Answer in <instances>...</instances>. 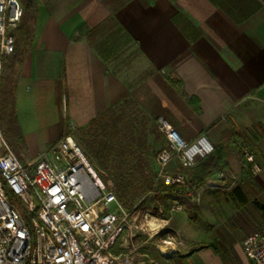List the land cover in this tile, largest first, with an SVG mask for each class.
<instances>
[{
  "label": "crops",
  "instance_id": "0c3cea01",
  "mask_svg": "<svg viewBox=\"0 0 264 264\" xmlns=\"http://www.w3.org/2000/svg\"><path fill=\"white\" fill-rule=\"evenodd\" d=\"M259 1L262 7L238 22L213 0H46L37 9L32 40L14 64L12 90L18 101L50 97L60 110L66 101L79 125L133 96L183 138L204 134L214 146L223 145L226 170L248 175L254 199L264 204V0ZM108 17L139 49L144 75L134 84L101 54L94 40L101 32L88 39ZM174 73L185 93L198 99L199 111L171 82ZM59 117L61 129L65 121ZM24 140L30 156L24 162L34 163L30 159L43 149L27 133ZM244 142L262 167L256 174L246 168ZM236 187L246 192L242 184ZM191 206L167 217L168 238L160 249H169L165 256L179 257V264H221L220 253L209 246L208 225L193 216ZM136 241L138 248L145 245ZM125 255L134 258L130 250Z\"/></svg>",
  "mask_w": 264,
  "mask_h": 264
},
{
  "label": "built area",
  "instance_id": "2783aa9c",
  "mask_svg": "<svg viewBox=\"0 0 264 264\" xmlns=\"http://www.w3.org/2000/svg\"><path fill=\"white\" fill-rule=\"evenodd\" d=\"M22 14L20 0H0V86ZM159 129L167 144L155 156L157 180L173 198L168 208L157 202L139 213L124 207L114 182L94 169L70 134L27 163L9 146L0 122V264H134L112 248L119 241L130 251L138 249V234L151 238L167 226L166 211H182L184 200L199 203L183 170L207 156L209 144L214 148L204 134L185 139L165 120L159 121ZM244 144L246 168L256 174L262 167ZM217 176L225 180L228 173L221 170ZM236 182L215 187L231 189ZM243 249L252 263L264 264V227L244 237Z\"/></svg>",
  "mask_w": 264,
  "mask_h": 264
},
{
  "label": "rangeland",
  "instance_id": "374dc122",
  "mask_svg": "<svg viewBox=\"0 0 264 264\" xmlns=\"http://www.w3.org/2000/svg\"><path fill=\"white\" fill-rule=\"evenodd\" d=\"M44 1L46 0H40L36 8H27L24 1L20 0L23 14L13 30L16 37L15 51L3 68L0 122L9 146L23 162L26 161L27 157H30L24 140L27 133L35 147L43 149L36 158L30 159L36 162L64 135L70 134L81 146L94 169L114 182L117 196L125 208L142 213L146 208L154 207L157 202L168 208L173 198L172 194L168 190L164 191L162 199L156 200L152 192L154 187L162 185L161 181L157 180L159 167L155 156L166 146V137L159 129V120L151 117L133 96L115 104L107 115L97 116L85 125H79L69 117L66 101L60 110L50 97L16 100L12 90L13 81L9 80L18 74L19 64L17 63V67L14 64L16 65L32 40L36 12ZM105 31L107 30L103 31L102 36H95V42L111 57L114 69L120 71L121 75L128 77L130 83L134 84L135 80L144 75L138 47L132 41L121 37L123 32L118 29L119 32L113 31L110 34ZM60 115L65 123L58 129ZM50 139L52 142L47 145ZM246 145L254 151L249 144ZM243 147L242 157L246 161ZM198 163L183 170L188 182L191 180L193 167ZM173 164L176 165V161ZM219 172L206 177L205 184L200 190H193L194 195L200 196L199 203H188L183 198L185 208L192 205L193 216L208 225L211 237L209 246L220 253L221 264H254L244 252L243 240L248 233L264 227V220L259 210L252 204L255 195L249 185V176L246 178L241 172L226 170L228 176L221 180L217 176ZM209 180L211 182H208ZM233 180L237 182L231 189L215 187L221 184L229 185ZM209 183L214 187H208ZM240 184L244 186L248 195L249 201L246 204H240L233 196V190ZM171 215L166 211L164 217ZM166 227L151 238L148 233L136 236L138 240L145 241V245L131 251L134 264H179V257L170 260L165 256L170 253L169 249L163 248L166 251L160 249V245H166L164 240L168 238L169 229ZM150 232L153 233V230ZM129 250L128 247H119V241L112 248L114 253L117 252L116 254L119 253L121 256L127 254ZM160 251L164 255H161Z\"/></svg>",
  "mask_w": 264,
  "mask_h": 264
},
{
  "label": "trees",
  "instance_id": "16d2710c",
  "mask_svg": "<svg viewBox=\"0 0 264 264\" xmlns=\"http://www.w3.org/2000/svg\"><path fill=\"white\" fill-rule=\"evenodd\" d=\"M27 8H36L39 4L40 0H23ZM217 5H219L224 11H226L231 17H233L236 21L240 22L254 14L257 10L262 7V4L259 0H213ZM117 26V27H116ZM117 29L121 32L122 28L117 23V21L113 17H108L101 24L94 27L88 34V39L90 40L96 33L103 34L104 30H107L108 34L113 31H117ZM117 31V32H119ZM121 37H124L127 41H132V39L122 33ZM16 38V37H15ZM79 38V37H78ZM105 51L101 50V54L104 55ZM11 56H8L4 60L5 63L10 59ZM109 57V56H105ZM4 68V66H3ZM116 71V70H115ZM171 82L184 94L187 96L188 100L195 106V108L199 111V101L196 97L188 96L183 87L181 86V81L179 77L174 73L171 75ZM112 110V107L107 111L99 115L100 117L103 115H107ZM229 167V161L227 159V154L225 147L223 145L214 146L213 150L205 156L200 162L193 167V172L191 176V180L189 181L190 186L193 190H200L205 184V178L209 175L224 170ZM169 191L168 187L164 184L161 187H154L152 192L156 200L162 199V193L164 191ZM233 196L235 200H239L241 204H246L249 199L246 192L241 187H236L233 190ZM252 204L255 208L259 210L261 215L264 217V204L260 203L257 199H253Z\"/></svg>",
  "mask_w": 264,
  "mask_h": 264
},
{
  "label": "clouds",
  "instance_id": "9594fccd",
  "mask_svg": "<svg viewBox=\"0 0 264 264\" xmlns=\"http://www.w3.org/2000/svg\"><path fill=\"white\" fill-rule=\"evenodd\" d=\"M208 151H209V152H211V151H212V147H211V145H210V144L208 145ZM162 251H166V249H162Z\"/></svg>",
  "mask_w": 264,
  "mask_h": 264
},
{
  "label": "bare ground",
  "instance_id": "6f19581e",
  "mask_svg": "<svg viewBox=\"0 0 264 264\" xmlns=\"http://www.w3.org/2000/svg\"><path fill=\"white\" fill-rule=\"evenodd\" d=\"M152 225H154V222L152 221ZM126 263H127V261H126Z\"/></svg>",
  "mask_w": 264,
  "mask_h": 264
}]
</instances>
